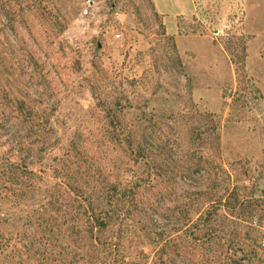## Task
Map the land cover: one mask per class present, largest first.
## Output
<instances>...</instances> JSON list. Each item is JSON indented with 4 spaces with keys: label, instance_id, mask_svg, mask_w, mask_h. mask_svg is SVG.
<instances>
[{
    "label": "rangeland",
    "instance_id": "374dc122",
    "mask_svg": "<svg viewBox=\"0 0 264 264\" xmlns=\"http://www.w3.org/2000/svg\"><path fill=\"white\" fill-rule=\"evenodd\" d=\"M262 192L264 0H0V264H216Z\"/></svg>",
    "mask_w": 264,
    "mask_h": 264
},
{
    "label": "trees",
    "instance_id": "16d2710c",
    "mask_svg": "<svg viewBox=\"0 0 264 264\" xmlns=\"http://www.w3.org/2000/svg\"><path fill=\"white\" fill-rule=\"evenodd\" d=\"M113 186V185H112ZM113 188V187H112ZM264 194V192H262ZM127 195L124 191H117L113 188V191L108 189V191H104L103 193V198H107L108 202H113V200H115V203L113 204V207L117 206L116 204V200L120 199V196H125ZM82 200L79 199V202H81ZM107 204V203H106ZM110 206V203H108ZM86 206V212H87V204H85ZM120 211H116L114 212V210H112V212L109 211H103V210H98L97 213H93V218L91 220V222L94 220L93 225L98 226L99 229H102L103 227H105V225L108 223L107 222V217H112L115 216L119 219H124L125 217V213L124 211H122V209H119ZM91 212V210H89ZM90 217V216H89ZM194 222V221H193ZM191 223L192 225H197L198 223ZM260 224V223H259ZM93 230V227L90 228V231ZM91 238H92V245L93 246H97L98 241H100V239L96 236V230H95V234H91ZM252 248L243 250V252L241 253L240 256L235 257L234 254H226V256L220 257L217 254H212L210 255V257H206V260H208L210 263H216V264H246L245 261L251 263V264H259L258 262H260V264H264V256L262 257L261 252L259 250V248H261V242L264 245V241H257V238L254 236L252 238ZM263 248V247H262ZM261 251H264V249H262ZM166 254L163 250V248L161 249H157V251H155L153 253V257H152V262L151 264H165L167 263L166 260H163V255ZM167 258H169V260L171 261V263L174 264H186V261H183L182 263H178L175 262V259H173L172 257H168V255L166 256ZM188 260H191L188 258Z\"/></svg>",
    "mask_w": 264,
    "mask_h": 264
}]
</instances>
